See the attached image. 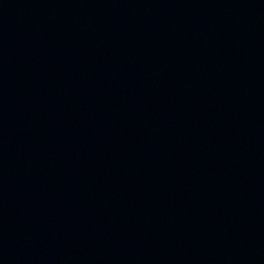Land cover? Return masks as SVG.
Segmentation results:
<instances>
[{
	"label": "water",
	"instance_id": "obj_1",
	"mask_svg": "<svg viewBox=\"0 0 264 264\" xmlns=\"http://www.w3.org/2000/svg\"><path fill=\"white\" fill-rule=\"evenodd\" d=\"M0 264H264V0H0Z\"/></svg>",
	"mask_w": 264,
	"mask_h": 264
}]
</instances>
